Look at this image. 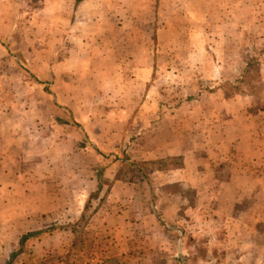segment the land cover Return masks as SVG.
Instances as JSON below:
<instances>
[{"label":"rangeland","instance_id":"obj_1","mask_svg":"<svg viewBox=\"0 0 264 264\" xmlns=\"http://www.w3.org/2000/svg\"><path fill=\"white\" fill-rule=\"evenodd\" d=\"M262 107L264 0H0V264H264Z\"/></svg>","mask_w":264,"mask_h":264},{"label":"crops","instance_id":"obj_2","mask_svg":"<svg viewBox=\"0 0 264 264\" xmlns=\"http://www.w3.org/2000/svg\"><path fill=\"white\" fill-rule=\"evenodd\" d=\"M223 11H224V9H223ZM223 11H222V13H223ZM258 114H260L264 118V107H262L258 110ZM228 127H230V125H228ZM230 128L234 130V133H236V131L238 130L234 126H231ZM8 162L10 163V165H9L10 167L7 166ZM21 193H22L21 184L19 183V181L17 179V170H16V166L14 164V161L11 163L10 159L8 157H6V155L4 153H0V197H4L5 195L10 196V197H15V196H17V194L20 195ZM51 208L53 211L55 210V208L58 209V207H56L54 205ZM2 209L4 211H6V209L10 210V209H14V206L11 204L8 206L4 205V206H2ZM62 210H64L66 212V214H64V216H66L67 214H68V216H70L69 215L70 214L69 212L71 210L70 205H67L66 207L63 205ZM54 219H55V217H54ZM161 220H162V218H161ZM180 252H181V247H180ZM5 256L6 255H4V257Z\"/></svg>","mask_w":264,"mask_h":264},{"label":"water","instance_id":"obj_3","mask_svg":"<svg viewBox=\"0 0 264 264\" xmlns=\"http://www.w3.org/2000/svg\"><path fill=\"white\" fill-rule=\"evenodd\" d=\"M154 206V204L152 203V207ZM154 213L157 217V219L162 223V225L167 228V229H174L177 233H178V241H177V251L178 253H180V246H181V236H182V232L179 228L177 227H172L169 225H166L165 223L162 222L160 216L158 215V213L156 212V210L154 209Z\"/></svg>","mask_w":264,"mask_h":264},{"label":"trees","instance_id":"obj_4","mask_svg":"<svg viewBox=\"0 0 264 264\" xmlns=\"http://www.w3.org/2000/svg\"><path fill=\"white\" fill-rule=\"evenodd\" d=\"M82 0H74V4L78 5ZM11 258H13V256H11ZM11 260H9L6 264H10Z\"/></svg>","mask_w":264,"mask_h":264}]
</instances>
